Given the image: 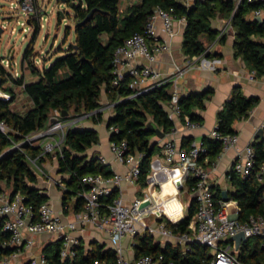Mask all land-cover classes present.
I'll list each match as a JSON object with an SVG mask.
<instances>
[{"label":"trees","instance_id":"16d2710c","mask_svg":"<svg viewBox=\"0 0 264 264\" xmlns=\"http://www.w3.org/2000/svg\"><path fill=\"white\" fill-rule=\"evenodd\" d=\"M66 2L74 8L77 19L75 42L69 45L63 56L49 66L40 68L34 61L36 52L33 43L41 29V16L38 14L31 18L34 36L25 50L24 64H28L36 78L25 81L24 76H21L15 78V82L24 84V91L32 104L22 112L13 106L14 96L9 100L0 98V120H6L15 131L12 135H7L0 130V188L10 196L22 193L25 195V201L36 211L50 197L38 186L39 177L31 159L40 162L52 153L44 152L41 145L24 143L15 147L12 144L21 141L27 134L45 128L54 110L68 112L66 115L63 113L67 116L99 109L104 92L109 101L115 103L113 114L108 117L107 123L109 129L114 126L118 131H112L110 139H126L131 152L143 155L139 183L141 186L147 184L151 160L161 149L156 129L167 135L175 127L168 110L173 94L172 82L157 85L135 98H126L131 92L130 78L126 76L119 85L113 84V56L116 48L128 37L137 32H144L147 20L156 7H162L176 17H186L183 48L189 56L201 55L207 50L204 37L207 41L216 38L218 33L212 26L213 18L231 17L236 31V55L243 57L251 69L256 71V76L264 75V20L258 21L250 17L252 11L261 5L260 2L194 0L188 5L184 0H140L125 9L121 7V0ZM69 33L70 31H67V34ZM206 54L211 56L210 51ZM2 60L4 58L0 57V76L4 82L8 79L7 74L11 75L3 66ZM213 92L214 89L208 87L181 95V118L185 120L188 116L192 121L201 123L203 117L196 109H204ZM258 102V96H248L241 86H235L230 98L218 112L216 129L223 135L237 133L235 122L249 117ZM101 115L102 112H99L92 118L99 121ZM99 142V132L95 128L76 126L68 130L61 150L55 156L59 172L65 175V187L61 186L65 211L68 210V201L72 199L75 200V212L83 208L84 198L81 193L87 189V185L82 182L85 174L113 173L108 164L101 162L98 155L90 156L87 153L91 146ZM202 143L206 151L200 155V161L204 157H209L210 161L214 160L223 146L219 138L211 135L204 136ZM252 143L256 148V166L252 173L242 177L234 168L229 172L232 189L228 190V197L236 203L241 220L247 219L251 214H264V175L259 176L261 165L264 163V139L257 137ZM192 144L191 136L183 138V147L189 148ZM192 182L191 178L189 184ZM216 190V199H223V190ZM116 192L115 190L104 200L112 202ZM196 209L197 204L191 199L185 218L178 223L168 221V225L176 233L190 231L189 223ZM8 235L7 232L1 234L0 241ZM136 240V255L164 253L167 258L173 259L175 264H210L213 256L209 247L199 241L191 242L190 248L186 250V247L180 244L168 243L165 247L162 246L151 232L139 234ZM61 246L62 241L56 239L44 248L50 264H93L97 258H115L114 249L106 248V244L98 240L91 241L89 246L81 243L77 255L66 260L61 258ZM15 250L14 247L0 245V260L12 255ZM235 253L245 264H264V239L258 235L251 236L241 243ZM22 264L32 262L28 259Z\"/></svg>","mask_w":264,"mask_h":264},{"label":"built area","instance_id":"2783aa9c","mask_svg":"<svg viewBox=\"0 0 264 264\" xmlns=\"http://www.w3.org/2000/svg\"><path fill=\"white\" fill-rule=\"evenodd\" d=\"M29 1H21L25 11L34 9ZM72 1L79 2V0ZM240 1L238 0V3ZM248 1L261 3L252 11L254 16L264 14V0ZM185 3L191 4L190 0H185ZM159 19L162 21L161 29L169 36L175 34L177 20L185 25L187 22L185 16L176 17L172 12L156 7L147 20L144 32H137L128 37L114 52L113 84L119 85L126 76L130 78L131 92L126 98H135L170 80L177 87L180 77L184 74L181 65L176 64L173 77L163 80L162 73L151 64L136 63L139 58L146 59L150 63L154 62L162 52L170 50V43L160 39ZM207 51L201 55H205ZM252 74L254 76L256 71L253 70ZM13 76H20V73L16 72ZM20 86L24 88V84ZM12 97L13 93L6 90L5 82L0 76V98L9 100ZM179 100L180 95L176 91L172 94L171 105L168 108L169 116L174 122L182 113ZM114 105L113 102H107L95 111L82 114L72 113L67 116L59 110H54L48 125L41 130L27 134L21 143L41 145L44 152L56 156L70 128L84 127L86 119L92 118L99 112L103 114L104 110H108L112 115ZM186 123L192 128L199 125L188 116H186ZM0 130L7 135L15 132L6 120H0ZM109 130L110 132L118 131V128L112 126ZM174 132H176L175 127L172 130V133ZM210 135L222 141L221 153L237 147L239 142L238 132L223 135L215 128ZM159 141L161 149L154 154L151 160L147 185L142 195L131 202L125 201L123 197L122 183L126 181L137 184L140 181L143 155L131 152L126 139H110L109 144L114 159L125 165L127 170L110 175L85 174L82 182L87 185V189L81 193L84 205L80 211L74 213L72 219L65 220L49 201L42 203L36 211L31 204L25 201V195L22 193L10 196L7 191L0 188V236L4 232L9 234L0 241V245L16 248L12 255L17 256L22 252L33 250L38 237L53 236L62 241L61 258L66 260L77 255L78 246L81 244V238L74 235L72 231L81 225L91 224L107 236L111 248L115 251L114 259L97 258L93 264H175L174 260L167 258L164 253L136 255V237L145 232L167 238L178 237L186 250L190 248L189 244L193 241H199L212 247L214 251L210 264H245L235 253L239 247L230 238L244 231L247 237L258 235L264 239V214H251L247 219L241 220L239 209L234 201H226L224 198L216 199L210 170L199 160L202 152L206 151L202 142L193 143L187 148L178 145L175 138H162ZM21 143H16L15 147L21 146ZM98 157L102 163L110 165L111 162L104 155L100 154ZM31 160L34 164L36 163L35 159ZM255 166L256 148L251 142L238 151L233 168L240 176L246 177L252 173ZM263 175L264 163L259 171V176ZM191 178L193 182L189 184ZM164 182L170 183L175 189L174 195L164 193ZM58 183L65 187L63 181H58ZM116 189L118 194L115 195L113 201L106 202L104 199ZM183 192L189 193V203L192 198L195 200L197 209L189 223L190 231L176 233L168 225V221L178 223L185 218L187 207L180 198ZM176 198L182 204L181 207L176 203ZM145 202L149 204L142 207ZM6 259L0 264H7ZM30 260L32 264H50L44 250L31 257Z\"/></svg>","mask_w":264,"mask_h":264},{"label":"crops","instance_id":"0c3cea01","mask_svg":"<svg viewBox=\"0 0 264 264\" xmlns=\"http://www.w3.org/2000/svg\"><path fill=\"white\" fill-rule=\"evenodd\" d=\"M140 0H121V7L125 9L128 5L139 2ZM185 2V0H184ZM191 3L194 0H190ZM251 18H256L252 13ZM264 20V14L261 16ZM212 26L218 33L216 38L206 41L207 50L211 52V56L195 55L189 56L184 52V31L185 24L181 21H176L175 34L169 36L164 32L161 19L158 20L160 26L159 35L162 41L167 40L170 43V50L162 52L158 59L154 62H149L146 59L139 58L136 63L138 64H151L162 73L163 80L170 79L175 73L176 64L181 65L184 69V74L180 77L177 87L172 82L173 93L178 92L179 95L188 94L191 91H201L205 88L212 87L214 92L208 99L206 107L204 109L197 108L196 111L203 117V120L197 127H189L185 120L180 117L175 119L174 133H168L164 138H175L178 145L182 146V140L185 136H191L193 143L200 144L202 139L216 128L218 124V112L224 106L225 102L230 98L235 86H241L243 92L250 96H258L259 102L253 107L249 117L236 121L234 126L239 134V142L237 147L231 148L226 152H220L218 156L212 161L209 157H204L201 161L210 170L211 181L213 184L214 192L218 188L222 190H231L232 185L229 180V172L233 168L234 161L237 157L239 150L243 149L248 143L253 142L260 136L257 135L261 127L264 126V77L256 76L252 74L251 67L246 63L242 56L236 55L235 49V37L236 31L231 23V17L229 16H217L211 20ZM24 76L25 81H31L36 76L31 72L27 63L24 64V71L20 76H9L5 81L6 90L11 91L14 96L13 106L19 104V111H26L32 101L27 97L24 88L20 84L15 82V78ZM10 80L12 82H10ZM171 81V80H170ZM24 101V103L22 102ZM109 101L107 94L103 93L101 104L104 105ZM110 116L108 110H104L101 115V120L95 121L93 118H88L84 121V126L93 127L99 132L100 142L91 146L87 153L91 156L104 155L111 163L109 167L114 172H125L127 167L121 163H118L114 159V155L110 148V135L111 132L107 126V119ZM101 134V135H100ZM34 164V163H33ZM34 168L39 177L38 186L41 187L49 195V202L55 207V209L62 214V217L72 219L74 216V199L68 201L67 211L63 205V193L58 181H63L65 175L59 172L58 161L55 154L45 156L41 162H36ZM147 185V184H146ZM137 184H132L124 181L122 183L123 197L125 201L131 202L134 198L142 195L143 189L146 187ZM117 191V189H116ZM164 193H173L175 189L170 183L164 182ZM118 194V191L116 192ZM175 198V196H173ZM178 206L177 198L175 199ZM152 220V219H151ZM153 222V220H152ZM74 235L81 238V243L89 246L93 240H98L101 243L106 244V248L111 247L107 236L96 229L93 225H81L74 231ZM48 235H42L37 238V245L42 247L44 240L48 239ZM156 241L161 243L162 246H166L168 243L174 245L184 244L178 237H162L159 234L155 235ZM127 244V241L125 242ZM241 245V244H240ZM41 250H44V248Z\"/></svg>","mask_w":264,"mask_h":264},{"label":"rangeland","instance_id":"374dc122","mask_svg":"<svg viewBox=\"0 0 264 264\" xmlns=\"http://www.w3.org/2000/svg\"><path fill=\"white\" fill-rule=\"evenodd\" d=\"M21 1L0 0V25L4 29L0 33V57L4 58L2 64L10 75H15L16 72L22 74L24 71L25 50L34 36V28L30 21L38 14L41 16V29L33 43L36 52L33 57L40 68L49 66L57 58L63 56L69 45L76 40L75 25L77 19L74 8L68 2L61 0H30L29 3L34 6V9L25 11ZM67 31H70V33L67 34ZM10 60L12 68L9 64ZM22 102L24 103V101ZM19 106L21 105L16 106L17 110H20ZM22 141L24 139L19 141L18 144ZM12 146L15 145L12 144ZM180 198L183 204L188 207L189 193H181ZM54 240L56 239L53 236H49L48 239L44 240L42 247H39L40 245L38 246V243H36L33 250L22 252L17 256L11 255L4 259H6L7 264H22L31 257L38 255L41 248H45ZM209 250L213 253L214 248L209 247ZM4 259L0 260V263Z\"/></svg>","mask_w":264,"mask_h":264},{"label":"water","instance_id":"95a60500","mask_svg":"<svg viewBox=\"0 0 264 264\" xmlns=\"http://www.w3.org/2000/svg\"><path fill=\"white\" fill-rule=\"evenodd\" d=\"M63 2H66L67 0H61ZM255 19H257L258 21H262V17L261 16H257ZM3 27L0 25V33L3 32ZM10 66L12 68V62L10 63ZM65 115L68 114V112H63ZM108 126V123H107ZM157 132V140L159 141L160 139L164 138L166 135L160 130V129H156ZM258 136H260L262 139H264V126L260 128V130L257 133ZM25 142L21 143L24 144ZM14 148V147H13ZM4 154V153H3ZM2 154V155H3ZM1 155V156H2ZM223 196H224V200L228 201L229 197H228V190H223ZM193 199V198H192ZM147 204H149L148 202H145L142 204V207L146 206ZM249 237L246 236L244 231H241L239 233H237L236 235H234L233 237L230 238L231 241H235L237 247L240 246V244L243 241H246Z\"/></svg>","mask_w":264,"mask_h":264}]
</instances>
